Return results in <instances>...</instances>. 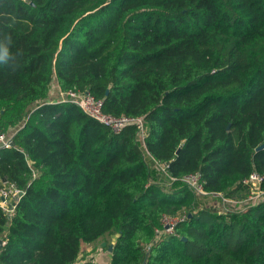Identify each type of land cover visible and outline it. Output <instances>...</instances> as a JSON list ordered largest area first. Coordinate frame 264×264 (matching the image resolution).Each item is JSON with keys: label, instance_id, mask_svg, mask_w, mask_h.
Returning <instances> with one entry per match:
<instances>
[{"label": "trees", "instance_id": "trees-1", "mask_svg": "<svg viewBox=\"0 0 264 264\" xmlns=\"http://www.w3.org/2000/svg\"><path fill=\"white\" fill-rule=\"evenodd\" d=\"M0 45V176L26 191L0 207V264H72L104 239L110 264H264V202L219 213L182 180L240 199L264 175V0H0ZM54 79L143 116L150 159L137 125L49 102Z\"/></svg>", "mask_w": 264, "mask_h": 264}, {"label": "built area", "instance_id": "built-area-1", "mask_svg": "<svg viewBox=\"0 0 264 264\" xmlns=\"http://www.w3.org/2000/svg\"><path fill=\"white\" fill-rule=\"evenodd\" d=\"M50 96L55 99V102H73L79 105L82 110L89 116L96 118L102 123L111 126L115 131H120L126 125H137L139 131V139L144 151L147 155H151L146 149L145 138L148 134L146 122L143 116L138 117H116L109 113H106L103 109L104 102L102 99L97 98L90 92H83L79 90H64L60 86L57 79H54L50 87ZM53 102V101H51ZM13 135L8 134L0 130V147H12L13 146ZM154 161V160H153ZM154 166L158 171H162L166 174L167 163L161 164L154 161ZM182 180L189 186V188L197 196H206L210 202L209 207H214L219 213H230V212H242L247 208L255 207L264 202V175L256 171L252 172L246 177L241 184L244 185L246 190L244 191L245 196L243 198H235L228 196L225 192H208L204 187L202 179V173L196 172L189 174L182 178ZM176 182L175 177H170L167 185H171ZM26 193L24 189L17 187L14 183L3 179L0 176V207H2L9 218L14 213L17 203ZM203 206H206V201L203 202ZM186 215L178 214L175 216L165 215L163 217L164 229L160 230L159 233L170 234L174 233L176 225L185 220ZM6 241L3 240L5 245ZM82 255V254H81ZM94 257L80 256L72 264H93Z\"/></svg>", "mask_w": 264, "mask_h": 264}, {"label": "crops", "instance_id": "crops-1", "mask_svg": "<svg viewBox=\"0 0 264 264\" xmlns=\"http://www.w3.org/2000/svg\"><path fill=\"white\" fill-rule=\"evenodd\" d=\"M111 241L114 242L115 239L113 238L111 239ZM105 242L106 245H104ZM106 246L107 241L105 239L102 240L100 243L87 244L83 247L81 256L86 258L91 255L92 257H94L95 260L93 264H110L111 251H109V248L105 249Z\"/></svg>", "mask_w": 264, "mask_h": 264}, {"label": "clouds", "instance_id": "clouds-1", "mask_svg": "<svg viewBox=\"0 0 264 264\" xmlns=\"http://www.w3.org/2000/svg\"><path fill=\"white\" fill-rule=\"evenodd\" d=\"M9 59L8 49L6 46L0 45V64H7Z\"/></svg>", "mask_w": 264, "mask_h": 264}, {"label": "water", "instance_id": "water-1", "mask_svg": "<svg viewBox=\"0 0 264 264\" xmlns=\"http://www.w3.org/2000/svg\"><path fill=\"white\" fill-rule=\"evenodd\" d=\"M1 148V147H0ZM261 149H264V143H262L261 145H259L258 147H257V151L258 150H261ZM180 152V150H178V153ZM104 245H106V242L104 243ZM3 247H4V244H3V239H2V237H0V250H2L3 249ZM108 248H109V251H113V248H114V243H110V245L108 246ZM146 262H147V260H145L144 262H143V264H146Z\"/></svg>", "mask_w": 264, "mask_h": 264}, {"label": "rangeland", "instance_id": "rangeland-1", "mask_svg": "<svg viewBox=\"0 0 264 264\" xmlns=\"http://www.w3.org/2000/svg\"><path fill=\"white\" fill-rule=\"evenodd\" d=\"M54 100H55V99H51V98H50L49 102L54 101ZM145 156H146V158L150 159V156L147 155V153L145 154ZM153 164H154V162H153ZM163 186H165V187L173 186V183H172L171 185H168V186H167V182H165V183L163 184ZM168 188H170V187H168ZM209 205H210V202H209L208 200H206V206H209ZM99 246H101V245H99Z\"/></svg>", "mask_w": 264, "mask_h": 264}]
</instances>
